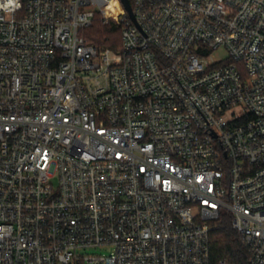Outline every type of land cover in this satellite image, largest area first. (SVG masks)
<instances>
[{"label": "built area", "instance_id": "1", "mask_svg": "<svg viewBox=\"0 0 264 264\" xmlns=\"http://www.w3.org/2000/svg\"><path fill=\"white\" fill-rule=\"evenodd\" d=\"M129 1L0 0V264H264V0Z\"/></svg>", "mask_w": 264, "mask_h": 264}, {"label": "trees", "instance_id": "2", "mask_svg": "<svg viewBox=\"0 0 264 264\" xmlns=\"http://www.w3.org/2000/svg\"><path fill=\"white\" fill-rule=\"evenodd\" d=\"M117 32L118 37H113ZM86 34L87 40L100 48L118 50L121 47V26L106 24L97 18ZM215 226L211 234L212 263L248 264L247 248L240 234L231 227V219L223 216L215 222Z\"/></svg>", "mask_w": 264, "mask_h": 264}, {"label": "rangeland", "instance_id": "3", "mask_svg": "<svg viewBox=\"0 0 264 264\" xmlns=\"http://www.w3.org/2000/svg\"><path fill=\"white\" fill-rule=\"evenodd\" d=\"M88 30V29H87ZM87 30L85 31V35L87 36ZM119 33H115L113 37H118ZM214 58L216 60H225L227 58V52L225 49L221 48L216 51H214ZM113 250L110 246H100V247H89L87 249H79L78 253L79 255L85 256V255H95V254H108ZM74 264H89V263H78L75 262Z\"/></svg>", "mask_w": 264, "mask_h": 264}, {"label": "water", "instance_id": "4", "mask_svg": "<svg viewBox=\"0 0 264 264\" xmlns=\"http://www.w3.org/2000/svg\"><path fill=\"white\" fill-rule=\"evenodd\" d=\"M126 10L131 14L132 18L135 20V17L132 12V7L129 0H122Z\"/></svg>", "mask_w": 264, "mask_h": 264}, {"label": "bare ground", "instance_id": "5", "mask_svg": "<svg viewBox=\"0 0 264 264\" xmlns=\"http://www.w3.org/2000/svg\"><path fill=\"white\" fill-rule=\"evenodd\" d=\"M111 10H117V7L115 4H111V7H110ZM110 13V12H109Z\"/></svg>", "mask_w": 264, "mask_h": 264}]
</instances>
